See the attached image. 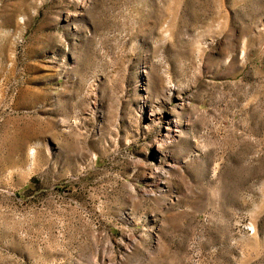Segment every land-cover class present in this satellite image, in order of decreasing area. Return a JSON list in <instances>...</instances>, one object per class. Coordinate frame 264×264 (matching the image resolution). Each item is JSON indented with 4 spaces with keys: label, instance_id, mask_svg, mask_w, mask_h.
Returning <instances> with one entry per match:
<instances>
[{
    "label": "rangeland",
    "instance_id": "obj_1",
    "mask_svg": "<svg viewBox=\"0 0 264 264\" xmlns=\"http://www.w3.org/2000/svg\"><path fill=\"white\" fill-rule=\"evenodd\" d=\"M0 264H264V0H0Z\"/></svg>",
    "mask_w": 264,
    "mask_h": 264
}]
</instances>
